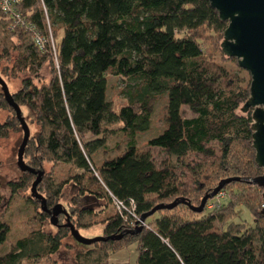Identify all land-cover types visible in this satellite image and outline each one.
Returning <instances> with one entry per match:
<instances>
[{"label": "trees", "instance_id": "trees-1", "mask_svg": "<svg viewBox=\"0 0 264 264\" xmlns=\"http://www.w3.org/2000/svg\"><path fill=\"white\" fill-rule=\"evenodd\" d=\"M19 5L45 38L53 33L58 61L48 83L38 86L25 78L22 88L13 94L20 106L28 104L39 125L37 135L26 146V157L36 170L43 169L45 161L67 163L73 171L81 170L71 176L78 187L73 196L76 206L85 197L100 201L114 198V204L122 202L123 209L129 206L141 216L157 205L181 198L199 206L225 178L244 180H232L223 189L233 184L249 185L237 196L255 215L252 227L235 222L225 229L220 227L217 218L225 224L228 219L222 216L234 214L232 205L223 206L218 213L187 218L177 210H194L179 203L158 209L154 213L158 216L146 222L147 228L129 233L132 218L125 217L129 211L116 210L100 221L105 224L104 236L122 237L97 241L99 249L92 243L93 248L77 255H82L79 262L122 264L108 259L110 246L136 238L139 264H264L263 188L245 180L264 174L255 161L252 110L244 109L251 79L244 68H238L245 74L242 76L220 62L227 58L237 65L238 60L222 51L228 22L220 19L210 2L21 0ZM11 16L0 10V56L9 53L11 38L15 41L19 37L20 43L13 48L17 51L19 47L16 68L41 70L42 63L49 60L47 55L54 57L49 39L42 48L23 29L5 27ZM59 29L62 35L57 38ZM108 75L126 81L122 91L125 103L117 110L109 98ZM159 95L166 96L162 129L148 140L167 156V162L158 167L151 154L139 152L137 134L151 129ZM1 127L0 135H5L9 128ZM117 132L125 137L124 147L96 163L94 155L106 152L108 140ZM213 141L220 147L217 158L210 145ZM190 154L194 155L191 161L187 158ZM186 174L190 180L179 182ZM35 175L24 173L20 183L26 184L12 182V190L29 186ZM64 185L45 171L38 189L43 186L50 193L48 204L63 195ZM3 201L0 192V207ZM106 209L103 205L101 212ZM69 212L71 222L76 219L80 227L96 223L93 219L98 213L91 207H73L74 214ZM62 230L49 234L38 231L19 238L10 251L0 255V264L49 256L59 249ZM9 232L10 224L0 211V244Z\"/></svg>", "mask_w": 264, "mask_h": 264}, {"label": "rangeland", "instance_id": "rangeland-1", "mask_svg": "<svg viewBox=\"0 0 264 264\" xmlns=\"http://www.w3.org/2000/svg\"><path fill=\"white\" fill-rule=\"evenodd\" d=\"M12 6L16 8L20 14L12 13V17H9L7 19L5 27H8L10 30H15L17 28L23 29L24 31L28 32L31 38L35 41L34 34L32 33L33 31L30 29L31 23L34 24V22H32V20H30L21 12L20 5L12 4ZM0 10L2 13L8 14L2 8L1 4ZM0 29L2 30V28ZM2 35L4 36L3 33ZM52 35L47 36L48 38L46 37V39H49L53 47L52 49L54 52V57H52L51 59V56L47 55L49 57V60H47V62L45 63H42V69L39 71L22 69V67L16 68L15 59H17L19 47H17V51L13 50V48L20 43L21 39L18 37L14 38L15 41H13L10 37L12 44H10L11 46L9 49V53H6L3 57L0 56V76L7 82L12 94L18 92L22 88L23 80L25 78H31L33 80V83L38 86H41L44 83H48L50 81L51 69L54 68L56 70L58 68V61L54 51L56 48V41L54 39V36ZM61 35L62 29H59L58 35L56 37L58 38ZM9 42V38H6L7 45L9 44ZM1 49L2 47H0V50ZM217 59L221 60L219 54L217 55ZM220 62L227 65V68L231 71L240 72L242 76H245V74L240 69H238L240 67L238 62L236 65L235 63L230 62L227 58L221 60ZM247 75H249V78L251 79V74L249 71H247ZM108 81L109 98L111 99L114 108L117 110L120 105L125 103V98L122 91L123 87L126 84V81L122 77L112 75H108ZM21 106L23 116L25 117L31 130L30 137L32 138L29 139V144L37 135L39 131V125L33 111L28 106V104H21ZM165 106L166 96L159 95L154 103L153 122L151 125V129L146 132L137 134L139 152H146L151 154V157H153L158 167L161 166L164 161L167 162V156L165 155V152L164 150H162V148L149 145L148 140L156 136L162 129V117L165 112ZM184 111L186 115H191L190 111L187 112L186 109H184ZM1 126L9 129L5 135H0V192L4 195V201L0 207V211L3 214V219L7 220V222L10 224V232L8 234L7 240L3 244H0V255H3L6 252L10 251V249H12L15 242L19 238L33 235L35 232L38 233V231L49 234L56 233L58 230L64 229L61 231V245L56 252L45 257L30 259L23 258L20 260V264H81L79 261L81 260L83 253L88 251V249L93 248L94 244L95 247H97L96 249H99V242H95L94 244H83L78 242L74 238L68 227H62V224L66 223V216L64 214L59 215V226L53 225L51 223V214L42 210L41 200L32 197L31 189L32 184L36 179V175L31 179L29 186L27 185L26 187H19L17 191L12 190V182L21 186L26 184V182L24 181L23 183H20L22 180L21 177L26 172L22 171L18 166V150L23 140L24 131L22 129L20 120L16 117V111L7 104V100L5 99V95L3 92V87L0 84V127ZM52 144H57L55 139H53ZM108 144L109 145L106 152H98L94 155V161L96 163H100L107 156H115L119 152L120 148L124 147L125 137L121 134V132H117L108 140ZM210 145L216 151L214 157H219L221 155V152L218 143L216 141H213L210 143ZM26 154L27 147L25 149L24 159L28 164L30 158L26 157ZM187 158L189 159V161H191L194 159V155L190 154ZM42 165V171H46V174L51 173L56 182H63V184H65L62 188L63 195L60 197L58 196L59 198L55 200H53L54 198L52 200H49L52 201L51 203H48L49 209H52L57 203H61L66 209L72 211V215L74 214L73 207L81 208L83 206L91 207L95 213H98L96 219H93L96 223L88 227H80L77 224V220L73 219L75 225L79 228V231L85 237H108L104 236L106 235L104 231L105 224L104 222L100 221L107 215L108 212H111L112 214L115 213L116 210L121 213H123L124 211H129L125 217L132 218L130 222L131 230L136 229L140 225L143 226V228H147L146 222L150 223L155 217L158 216V214H153L154 216H148V219L146 218L144 221H141V216L130 211L129 206L127 209H123L125 208V205L123 207L122 204H114V202H116L114 198H104L106 200L100 201L92 199L91 197H85L84 201L81 200L78 206H76L73 202V196L78 191V187L74 184L75 180L72 179L71 176L76 172H81V170L73 171L67 163L54 164L53 162L45 161ZM189 180L190 177L187 174L179 178V182L181 183L187 182ZM187 184L190 185L191 183L188 182ZM248 187L249 185L246 184H233L229 186L227 185L223 190H221V192L223 193L222 195L217 194L216 196L211 197L207 200L203 211L190 212L185 207H180V209L177 210L178 214L186 216L187 218H200L208 214L220 212L223 206L229 208L230 205H232V207L234 208V214L229 218H227L230 215L228 213L222 216L224 219H228L225 224L223 223L224 220L221 221L219 218H217L220 227L225 229L227 224L230 222L241 223L246 228L252 227L255 225V215L251 213V211L244 204H241L239 202L237 196L239 192L247 189ZM250 189L254 190L257 188L251 187ZM38 191L45 197L50 195V193L48 194L43 186H41V188L39 187ZM257 201L255 202L256 204L259 203ZM103 205L107 206L104 214L101 212V208ZM261 207L263 209L264 203L261 204ZM139 245L140 244L136 240V238L121 240L117 242L113 247L110 246L108 259L114 262H120L122 264H139ZM79 254L82 255L77 256Z\"/></svg>", "mask_w": 264, "mask_h": 264}, {"label": "water", "instance_id": "water-1", "mask_svg": "<svg viewBox=\"0 0 264 264\" xmlns=\"http://www.w3.org/2000/svg\"><path fill=\"white\" fill-rule=\"evenodd\" d=\"M211 6L219 13L222 21H227L228 25L223 34L224 39L221 42L222 51L229 57L238 60L239 66L246 69L251 74L250 96L245 102V111L251 109L254 122L253 129V147L256 150V163L264 169V0H208ZM0 84L3 87L5 99L8 104L16 111V117L20 120L24 136L18 150V166L24 172H33L37 175L32 184V197L41 200L43 211L51 214V223L59 226V215L66 216V223L62 224L68 227L74 238L83 244H92L101 240L120 239L122 235H113L108 237L96 236L92 238L85 237L74 223L70 220V212L63 204L57 203L52 209H49L46 197L38 191V185L42 180L45 171L32 168L24 159L25 149L30 139L31 130L23 116L20 104L15 100L7 82L0 76ZM232 180H244L242 177L225 178L206 194L199 206L191 205L185 199H176L170 204H160L152 210L141 215V221L154 214L160 208H173L179 203L188 204L194 211H203L207 200L216 196L225 184ZM249 183H254L263 188L264 197V174L245 179ZM264 215V207L262 209ZM143 229L138 226L129 233H135Z\"/></svg>", "mask_w": 264, "mask_h": 264}, {"label": "built area", "instance_id": "built-area-1", "mask_svg": "<svg viewBox=\"0 0 264 264\" xmlns=\"http://www.w3.org/2000/svg\"><path fill=\"white\" fill-rule=\"evenodd\" d=\"M21 3V0H0V4L2 8L6 11L8 14H20L16 8L12 6V4L19 5ZM9 11V12H8ZM14 11V12H13ZM12 17V16H11ZM23 28V27H22ZM30 29L33 31L34 38L37 44L41 45L43 48L46 43V38L43 36V34L39 31L37 26L35 24L30 25ZM218 194L222 195L223 193L220 191ZM118 204H122V202H118ZM123 205V204H122Z\"/></svg>", "mask_w": 264, "mask_h": 264}]
</instances>
